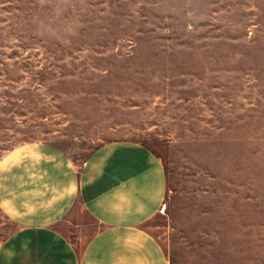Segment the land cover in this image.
Returning a JSON list of instances; mask_svg holds the SVG:
<instances>
[{"label": "rangeland", "instance_id": "374dc122", "mask_svg": "<svg viewBox=\"0 0 264 264\" xmlns=\"http://www.w3.org/2000/svg\"><path fill=\"white\" fill-rule=\"evenodd\" d=\"M37 143L149 148L169 264H264V0H0V162Z\"/></svg>", "mask_w": 264, "mask_h": 264}, {"label": "crops", "instance_id": "0c3cea01", "mask_svg": "<svg viewBox=\"0 0 264 264\" xmlns=\"http://www.w3.org/2000/svg\"><path fill=\"white\" fill-rule=\"evenodd\" d=\"M166 186L161 160L143 145L101 146L81 166L51 144L19 147L0 162V212L14 227L0 264H169L139 231Z\"/></svg>", "mask_w": 264, "mask_h": 264}]
</instances>
